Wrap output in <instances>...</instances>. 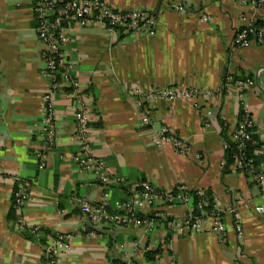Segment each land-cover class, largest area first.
<instances>
[{"label": "crops", "instance_id": "0c3cea01", "mask_svg": "<svg viewBox=\"0 0 264 264\" xmlns=\"http://www.w3.org/2000/svg\"><path fill=\"white\" fill-rule=\"evenodd\" d=\"M106 1L115 8L148 10L157 19L154 35L117 34L100 22L76 23L67 32L64 49L80 83L76 92L91 111L90 151L105 162L108 184L74 161L80 142L75 90L68 87L55 98L56 139L49 148L41 119L50 80L32 4L0 0V264H42L47 237L58 234L70 235L71 241L61 264H264V213L256 211L264 206V194L248 175L222 166L224 142L240 117L237 86L225 85L228 74L253 80L245 100L264 157V36L247 46L235 41L248 22L264 25V0ZM179 3L188 10H176ZM203 13L211 20H202ZM132 84L196 86L212 94L201 108L185 99L156 100L149 107L151 123L144 125L136 97L127 89ZM165 124L190 143L193 154L155 145V132ZM38 152H44V168ZM18 178L26 179L31 191L21 212L12 199ZM144 181L212 191L218 206L237 208L242 235L229 212L223 216V237L211 218L197 231L170 228L166 220L184 219L188 204L158 202L144 208V215L157 210L163 217L152 230L92 224L81 209L84 202L127 199Z\"/></svg>", "mask_w": 264, "mask_h": 264}, {"label": "built area", "instance_id": "2783aa9c", "mask_svg": "<svg viewBox=\"0 0 264 264\" xmlns=\"http://www.w3.org/2000/svg\"><path fill=\"white\" fill-rule=\"evenodd\" d=\"M30 2L36 20L35 27L38 37L45 45L43 50L44 73L50 80L49 88L43 94L44 112L41 119V128L44 138L49 143V148L54 146L56 139L55 98L57 93L64 87L75 90L72 94L77 105L75 112L76 137L80 142V149L74 154V161L80 169L94 172L98 180L108 184L110 179L104 173L105 162L94 156L90 151L91 111L83 96L76 92L80 83L72 75V65L64 49L69 37L67 32L76 23L90 25L94 22H100L117 34L154 35L157 19L148 10L115 8L106 0H30ZM249 2L255 3L253 0H242L244 4ZM175 9L185 12L188 7L183 3H179L175 5ZM201 18L204 21H210L212 17L208 13H203ZM263 36L264 25L256 29L252 20L237 31L235 41L240 46H247L254 40H261ZM224 81L226 86L231 84L237 86L240 99V117L231 137L224 142V150L227 151L230 148V142L239 141L237 144L238 150L233 154L232 163L228 164L225 159L222 166L224 168L231 166L233 170L245 173L264 194V160L257 162L245 150L247 142L252 140V132L255 128V122L245 100V91L250 87L253 80L250 77L235 79L234 75L228 74ZM127 89L131 95L136 97V107L141 114L142 124L144 125L151 123L149 107L156 100L174 101L185 99L189 100L194 107L201 108L203 106L201 101L212 94L210 90L204 88L184 85L144 89L138 84H132ZM205 125H210L207 118L205 119ZM154 143L157 147L171 146L176 152L184 155L193 154L190 143L179 136L176 129L169 124L162 125L155 132ZM37 155L41 160L39 167L44 168L46 165L43 160L44 152H38ZM195 156L199 160L202 159L200 153L195 154ZM193 192L198 196L196 207L197 210H201V216L195 213L196 207L192 205ZM207 192L206 188H191L182 183L175 184L170 188H161L149 181H144L139 192L127 199L116 200L112 203L105 200L98 204L84 202L81 204V209L92 224L108 221L118 226H143L148 230H152L158 220L163 217L157 210L151 212L150 215H144L142 213L144 208H153L158 202L169 205L188 204L191 205V209L184 219L181 221L166 220L170 228L197 231L203 229L205 222L211 218L214 221L213 229L220 237H223L226 230L223 216L225 212H229L234 215L236 228L239 236H241L242 224L241 219L238 217L237 208L229 207L225 210L215 204V208L211 213L202 210L208 203ZM30 198L29 182L24 178H18L17 186L12 195L14 208L21 212ZM256 211L264 213V206H257ZM22 225H26L23 219ZM39 230L38 227L32 228L34 234H37ZM95 232V230L89 231L91 234ZM70 247V235H49L45 244L42 264H61L62 254L68 251Z\"/></svg>", "mask_w": 264, "mask_h": 264}, {"label": "trees", "instance_id": "16d2710c", "mask_svg": "<svg viewBox=\"0 0 264 264\" xmlns=\"http://www.w3.org/2000/svg\"><path fill=\"white\" fill-rule=\"evenodd\" d=\"M254 26L257 29V28H260L261 26H263V24H261L259 22H254ZM234 78L235 79H239V78H242V77L234 76ZM238 143H239V141L230 142V148L227 151H225V153H226L225 154V158H226L228 164H231L232 161H233V154L235 152H237V150H238V147H237ZM260 147H261V143H260L259 138L257 137L255 129H254V131L252 132V140L247 142L245 150L250 156L254 157L257 162H260L261 160H264V157H262V155L260 153H258ZM207 191H208L207 192L208 203H207V205L204 206V208L202 210L203 211H207L208 213L209 212L211 213V211L215 208V204L216 203H215V198H214L213 192L210 191V190H207ZM192 196H193L192 205L194 207H196V205L198 203V196L194 192L192 193ZM197 209L198 208L196 207V210H195L196 212L195 213L197 215L201 216V210H197ZM115 264H125V263L121 262V261L120 262L118 261Z\"/></svg>", "mask_w": 264, "mask_h": 264}]
</instances>
